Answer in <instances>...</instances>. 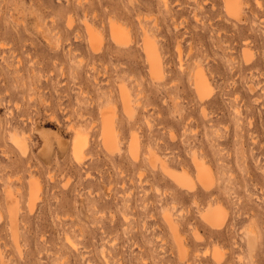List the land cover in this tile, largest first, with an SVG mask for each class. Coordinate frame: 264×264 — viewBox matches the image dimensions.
Wrapping results in <instances>:
<instances>
[{
  "label": "rangeland",
  "instance_id": "rangeland-1",
  "mask_svg": "<svg viewBox=\"0 0 264 264\" xmlns=\"http://www.w3.org/2000/svg\"><path fill=\"white\" fill-rule=\"evenodd\" d=\"M227 2L0 0V264H264V0Z\"/></svg>",
  "mask_w": 264,
  "mask_h": 264
},
{
  "label": "bare ground",
  "instance_id": "bare-ground-1",
  "mask_svg": "<svg viewBox=\"0 0 264 264\" xmlns=\"http://www.w3.org/2000/svg\"><path fill=\"white\" fill-rule=\"evenodd\" d=\"M230 3H232V0L231 1L228 0V2H227L229 8H230ZM112 28L118 31V32L114 33V39L117 41V38H119V36L121 35L119 33L120 30H118L117 28H114V27H112ZM92 42H93V40H92ZM92 44H94V45L97 44V41L95 42V40H94V42ZM91 46L94 47L93 45H91ZM144 49H145L146 55L148 56V62L150 64L149 66L151 67V71L157 72L158 70H160V62H159L158 57H157V51H156L155 46L149 40H147V42H145ZM207 82H208V80H206V76L200 71V69H197L196 73H195V77H194V84L196 85L195 88H196V92H197L199 97H203L204 93L207 92L208 86H209L208 85L209 83H207ZM121 90L123 91V92L121 91L122 92L121 93L122 94L121 95V97H122L121 99H122L123 107L125 108L126 111H129V107H128V103H127L128 94H127V92H126L124 87H121ZM111 122L108 121V120H104L103 121V126H102L103 128H102L101 136H102V139H103L102 142L104 144L107 143L108 150H110V151L113 150L114 151V149L117 148V140H116V137H115V134H114L115 132L113 131V127H112L114 123L112 122V124H111ZM73 139L74 140H72V142H71V144H72V148H71L72 149V154L74 156L73 158H75L76 160L81 162V159H83L82 158L83 157V152L85 151L86 146H87V139L84 136L80 135V134H76V136H74ZM10 140L13 142V144L18 149V151L23 153V155H24V153L26 151V148H27L25 139L22 138V137L19 138V137H17V136L12 134L10 136ZM130 148H131V151L136 154L137 148H138L136 138H133L131 140ZM200 161L203 163L202 160H200ZM201 162L198 161V164L200 165V169L199 170L202 171L205 175H207V171L203 168ZM172 176H173V178L176 181H178L179 183H184V185H186L187 183H190V180H189L188 176L186 175V173L173 174ZM202 178L203 177L201 176V179ZM204 210H205V213H204L203 216L207 219V221L209 223H212L211 227L212 228H220V226L222 225L223 221L225 220L223 212L218 207L215 208L213 206H209V207H207ZM169 223H170V221H169ZM169 225H170L171 229L175 233L174 225L172 223H170ZM251 233H252V231H251ZM253 233H254V231H253ZM249 235H252V234L249 233ZM253 235H255V234H253ZM254 240H255V238H254ZM254 240H253V242H254ZM248 246H249V244H248ZM253 246H252V248H253ZM216 250H214L213 253L217 254L218 252ZM251 250L252 249H250V251ZM250 257H251V255H250Z\"/></svg>",
  "mask_w": 264,
  "mask_h": 264
}]
</instances>
